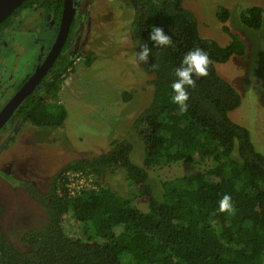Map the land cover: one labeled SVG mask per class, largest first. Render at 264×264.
I'll list each match as a JSON object with an SVG mask.
<instances>
[{"label": "trees", "instance_id": "1", "mask_svg": "<svg viewBox=\"0 0 264 264\" xmlns=\"http://www.w3.org/2000/svg\"><path fill=\"white\" fill-rule=\"evenodd\" d=\"M130 2L135 12L133 38L151 49L147 63L139 64L153 76L152 101L133 125L145 147L143 165L133 162L134 145L123 140L114 141L96 159L65 166L54 175L49 193L32 189L49 217L44 228L25 233L17 247L0 227V264H264V154L257 151L249 130L230 119L241 96L215 67L246 54V45L227 25L229 10L221 8L217 14L230 38L222 47L200 36L197 19L184 8V0ZM63 7L64 0H27L0 30L24 8L51 12L60 21ZM263 15L264 9L255 6L242 13L241 22L259 30ZM153 27L171 37L170 46L150 41ZM195 48L210 58L208 75L194 77L195 86L187 89L189 100L182 108L172 101L171 84L184 55ZM90 63L89 57L85 64ZM74 64L69 56H60L41 92L30 95L16 115L38 127L62 126L68 111L60 92ZM199 161L211 165L165 181L162 196L155 193L150 170ZM112 168L126 172L130 195L101 185ZM70 170L93 174L99 189L72 199L60 197L58 180ZM225 195L231 197L229 212L219 210ZM69 217L82 226V237L66 234Z\"/></svg>", "mask_w": 264, "mask_h": 264}, {"label": "rangeland", "instance_id": "2", "mask_svg": "<svg viewBox=\"0 0 264 264\" xmlns=\"http://www.w3.org/2000/svg\"><path fill=\"white\" fill-rule=\"evenodd\" d=\"M183 6L196 17L200 36L222 47L230 43V38L217 14L221 8L229 10L227 25L246 45V54L216 64V72L241 96V105L229 114L230 119L249 130L257 151L264 154V15L259 30L249 29L241 22L247 9H264V0H184ZM35 16L34 9L24 8L11 18L9 23L15 25L16 39L32 27ZM134 16L130 0L81 4L75 27L80 45L72 44L69 54L75 61L74 71L67 75L60 92V101L68 111L66 121L59 127L20 122L17 138L4 153L0 152V227L15 246H21L25 233L41 230L49 223L47 211L33 196L32 186L46 194L54 175L65 166L100 157L112 148L114 141L132 143L131 159L143 165L145 147L133 125L151 104L153 76L141 69L135 52L138 41L133 38ZM40 21L36 32L42 44L30 48L35 57L38 51L44 55L50 50L59 30L51 12H45ZM25 53L13 54L8 64L10 74L14 69L17 78L24 66L27 71L31 61L28 54L23 56ZM18 55L21 63L14 65ZM89 57L91 63L86 65ZM3 81L2 78L0 82ZM7 99L1 98L0 106ZM210 165L211 161L160 165L149 171L150 184L162 196L163 182L204 171ZM100 183L122 196L133 192L126 172L120 168L108 169ZM64 226L68 236L82 237V226L76 225L72 217Z\"/></svg>", "mask_w": 264, "mask_h": 264}, {"label": "flooded vegetation", "instance_id": "3", "mask_svg": "<svg viewBox=\"0 0 264 264\" xmlns=\"http://www.w3.org/2000/svg\"><path fill=\"white\" fill-rule=\"evenodd\" d=\"M81 4H85L84 0H74V8L76 11L75 14V19L73 21L74 23V27L70 30V34L69 37L65 43V46L61 52V54L59 55L58 59L60 58V56H69L70 57V52H71V45L74 44L78 46L80 45L79 39L77 37L78 31L76 32L75 27H76V21H77V16H78V10L80 9ZM33 9V8H32ZM34 11L36 12V16L33 18V25L32 27L27 30L26 34L21 37L19 40L16 39V35H14V24L8 23V25L6 26V28L0 30V80H2V78L4 79L3 82H0V87L2 88V91L0 90V99L2 98L3 100L8 97V99L6 100V102L4 104H2V106H0V112L4 109V107L11 101V99L19 92V90L23 87V85L30 79V77L35 73L36 69L39 68L43 62L46 60V58L48 57L49 53L51 52L52 48L55 45L56 39L58 37L59 34V30H60V21L56 20L57 23L59 24V30H58V34L56 36V39L52 45V47L50 48V50L45 53L44 55L42 54L41 51H38L36 54V57L33 56V54H31V49L32 47H36L35 45H37L38 47L42 44V40L41 37L39 36V38L37 37V32L36 29L41 25V18H44L45 16V12L43 10H38V9H34ZM31 20V19H30ZM61 20V17H60ZM73 25V24H72ZM22 39V40H21ZM20 50H19V49ZM25 53L23 56H27L28 54V58L30 57L31 61H28L27 63V71L25 70V66L23 69V72H20V76L17 78L15 76V71L14 69L12 70L13 74L11 75L9 72V68H8V64L10 61L11 56L17 55V54H21V53ZM18 57L15 59V61L13 62V64H17V63H21V58ZM57 59V60H58ZM57 62V61H56ZM11 69V68H10ZM52 70V68L49 70V72L47 73V75L44 77V79L42 80V82L40 83V85L35 89V91L33 93H35L36 91L41 92V85L43 84L44 80L48 79V75L50 73V71ZM0 100V103L3 101ZM24 103V102H23ZM20 107V106H19ZM19 109V108H18ZM17 109V111H18ZM17 111L15 112V114L11 117V119L7 122V124L0 130V152L4 153V151L7 149V147L9 146V144L13 141H15L16 134L19 131V124L20 122H26L25 120H23L22 118L18 117L16 115ZM19 134V133H18ZM2 155H0L1 157ZM53 180V178H52ZM51 184L52 181L50 183V188H51ZM35 190H37V192L40 193V191L33 187ZM50 191V190H49ZM49 193V192H47ZM46 193V194H47ZM45 195V194H43ZM0 208H1V203H0Z\"/></svg>", "mask_w": 264, "mask_h": 264}, {"label": "water", "instance_id": "4", "mask_svg": "<svg viewBox=\"0 0 264 264\" xmlns=\"http://www.w3.org/2000/svg\"><path fill=\"white\" fill-rule=\"evenodd\" d=\"M26 1L27 0H0V26L20 7H22ZM75 14L74 0H64V7L60 20V30L55 45L43 64L36 69L30 79L0 112V130L15 114L19 106H21L23 102L33 94L49 70L54 67L69 37Z\"/></svg>", "mask_w": 264, "mask_h": 264}, {"label": "clouds", "instance_id": "5", "mask_svg": "<svg viewBox=\"0 0 264 264\" xmlns=\"http://www.w3.org/2000/svg\"><path fill=\"white\" fill-rule=\"evenodd\" d=\"M150 41L156 46H170L172 41L162 28L153 27L150 33ZM140 51L137 52L138 60L147 63L151 55V49L147 44H139ZM210 58L202 49L195 48L187 52L182 60L181 67L175 72L176 79L171 84L174 95L172 101L178 106L184 108L189 100L187 89L195 86L194 77H205L208 75V67ZM231 197L223 196L219 201V210L221 212H229L232 210Z\"/></svg>", "mask_w": 264, "mask_h": 264}, {"label": "built area", "instance_id": "6", "mask_svg": "<svg viewBox=\"0 0 264 264\" xmlns=\"http://www.w3.org/2000/svg\"><path fill=\"white\" fill-rule=\"evenodd\" d=\"M57 184L58 195L68 199L99 189L98 182L93 174L75 170L65 172Z\"/></svg>", "mask_w": 264, "mask_h": 264}]
</instances>
